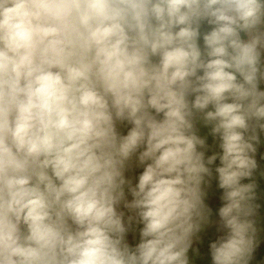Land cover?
I'll list each match as a JSON object with an SVG mask.
<instances>
[{
	"label": "clouds",
	"instance_id": "clouds-1",
	"mask_svg": "<svg viewBox=\"0 0 264 264\" xmlns=\"http://www.w3.org/2000/svg\"><path fill=\"white\" fill-rule=\"evenodd\" d=\"M262 26L264 0H0V264H189L217 160L213 264H248Z\"/></svg>",
	"mask_w": 264,
	"mask_h": 264
},
{
	"label": "trees",
	"instance_id": "trees-1",
	"mask_svg": "<svg viewBox=\"0 0 264 264\" xmlns=\"http://www.w3.org/2000/svg\"><path fill=\"white\" fill-rule=\"evenodd\" d=\"M257 134L259 136V142L258 143H260L261 141L264 140V133L260 129H257ZM216 164H217V166L219 165V160L216 161ZM262 169H263L262 172H264V166ZM258 172H260V171L255 169L254 173H253V177L250 179L245 178L242 181V183L247 184V183L255 182V184H256L255 193L257 194V197H258V195H260L261 198H263L262 200L260 199L261 203H259L258 205L255 203V205L258 206L256 208V211L262 217L264 215V185H262V186L260 185V187H258V185H259L258 183H259V181L264 182V177H260V175L258 176L257 175ZM209 181H210V183L208 184V188H204V190L206 192L205 203H206V205H208V207L211 210L207 224H209V222L216 221L220 217L219 216V209L223 206V203H224L221 199V197L223 195V189L219 188L218 174L215 172V168H213V167H212V175L209 177ZM258 214H256V216ZM253 219H256V218H254V216H253L252 220ZM259 221H260V223H256V224H259L260 226H262L261 221L264 222V220L261 219ZM201 230L203 231V229H201ZM209 234H210L209 228H207V226H204V232L201 233L200 237H198L196 245L189 249L188 258L194 256L193 254L198 252L199 248L202 247V243L204 245V243L206 242L203 240L204 237L208 236ZM257 242L258 243L261 242L263 245H259V247L256 246L255 249H253V252H252L251 258L248 261V264H264V238H262V235L259 236L258 238H255V243H257ZM209 253H211V252H209ZM196 258H197V256H196Z\"/></svg>",
	"mask_w": 264,
	"mask_h": 264
},
{
	"label": "rangeland",
	"instance_id": "rangeland-1",
	"mask_svg": "<svg viewBox=\"0 0 264 264\" xmlns=\"http://www.w3.org/2000/svg\"><path fill=\"white\" fill-rule=\"evenodd\" d=\"M264 80H262V83L264 84L263 82ZM260 154V153H259ZM263 154H261L258 162H257V168L256 170L262 172L263 171V166H264V158H262ZM217 166V164H215V167ZM260 172L257 173V175L259 176L260 175ZM258 187H260V185H264V182H260L258 183ZM263 199V198H262ZM253 203H261V200L259 199V196L257 197V194L255 193V200L253 201ZM257 212L255 211L254 213V218L256 219H253L254 221V227L256 229V235H255V238H258L259 236L262 235V238H264V222H262V226H260L259 224H256V223H260L259 220H264V215L261 217L260 214H258L256 216ZM252 219V217H251ZM220 221H221V218L219 217L216 221L214 222H209V224H206L205 226H207V228H209L210 230V234L206 237H204V241H206L203 245L202 243V247L199 248L198 252H196L195 254H193L194 256L192 257H189V264H213V260H212V256H211V244L216 242L220 236L224 235L225 234V231L226 230H221V224H220ZM203 231L201 230L198 234H197V237H194V241H193V245L192 247H194L197 243V239L198 237H200L201 233L204 232V226L202 227ZM127 240H128V243L130 246L134 247L136 244H138L139 242V231H138V227H137V231L136 232H131L130 234H128V237H127ZM259 245H263L261 242L260 243H255V246H254V249L256 246H259ZM209 246V247H208ZM209 256H208V255ZM197 256V258H196ZM204 256V257H203ZM207 256V257H206Z\"/></svg>",
	"mask_w": 264,
	"mask_h": 264
},
{
	"label": "crops",
	"instance_id": "crops-1",
	"mask_svg": "<svg viewBox=\"0 0 264 264\" xmlns=\"http://www.w3.org/2000/svg\"><path fill=\"white\" fill-rule=\"evenodd\" d=\"M210 30H211V26H209L207 24V22H204V24H202V26H201V37L199 39V43H200L201 47H203V33L206 31H210ZM241 34H242V32H241ZM260 68H261V71H264V58H261ZM259 88L261 91H264V84L262 83V80L259 83ZM196 128H197V134L200 135L202 138H206L207 145H208V148L206 151V157L212 155L214 152L220 151V149L218 147V140L211 135V127L210 126L204 125L202 121H197ZM261 131L264 133V130H261ZM256 148H257V151L254 154V158L256 159V161H258L261 154H263L262 158H264V140L261 141L260 143L256 144ZM210 167L215 168V165H211ZM260 177H264V172H260ZM209 183H210L209 177L206 176L205 177V184L203 185V188H208ZM258 196H259V199L262 200L261 196L260 195H258ZM256 204L258 205V203H256ZM257 214H258V212H257Z\"/></svg>",
	"mask_w": 264,
	"mask_h": 264
},
{
	"label": "built area",
	"instance_id": "built-area-1",
	"mask_svg": "<svg viewBox=\"0 0 264 264\" xmlns=\"http://www.w3.org/2000/svg\"><path fill=\"white\" fill-rule=\"evenodd\" d=\"M262 27H264V26H262ZM241 38L243 40L247 41L249 39V36H248V34L246 32H242ZM261 53H262L261 54V58H264V50H261Z\"/></svg>",
	"mask_w": 264,
	"mask_h": 264
}]
</instances>
